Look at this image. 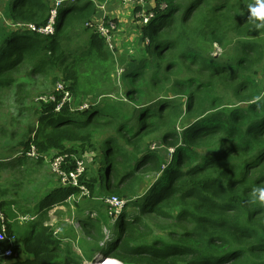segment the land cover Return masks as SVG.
Listing matches in <instances>:
<instances>
[{"label": "trees", "instance_id": "1", "mask_svg": "<svg viewBox=\"0 0 264 264\" xmlns=\"http://www.w3.org/2000/svg\"><path fill=\"white\" fill-rule=\"evenodd\" d=\"M97 2L0 0V174L11 175L0 183V252L11 249L9 264H82L74 242L43 225L47 210L79 189L24 181L45 163L27 154L34 146L45 155L92 151L94 170L86 166L81 178L89 196L126 201L108 222L78 214L94 263L264 264V28L254 27L248 8L257 0H144L132 6L140 37L130 52L110 50L90 27ZM140 7L153 13L146 24ZM54 9L53 32H39ZM117 52L126 101L111 90ZM22 69L51 77L36 98L18 82ZM58 83L70 100L56 110ZM12 90L30 104L7 114ZM71 100L90 105L75 109ZM23 111L31 119L21 124ZM25 182L40 187L33 203L19 193ZM19 214L31 215L21 235ZM152 218L172 221L165 237L154 236ZM174 221L185 228L173 229Z\"/></svg>", "mask_w": 264, "mask_h": 264}, {"label": "rangeland", "instance_id": "2", "mask_svg": "<svg viewBox=\"0 0 264 264\" xmlns=\"http://www.w3.org/2000/svg\"><path fill=\"white\" fill-rule=\"evenodd\" d=\"M97 1H100V0H97ZM150 5L153 6L152 2L150 3ZM139 11L143 14H146L145 9L141 7ZM139 18L140 17H138V19ZM109 19L112 21L111 18ZM114 23H112L111 28L115 32L118 30V24L114 25ZM124 31H126L125 28H124ZM263 39H264V35H263ZM115 40L116 38L114 35V40L112 41L114 48L116 47ZM217 52L218 53L221 52V49L220 48L217 49ZM120 55L121 54L118 55V52H117V60H116L117 62L114 64L113 70H111L110 72L111 73L110 78L114 84L111 90L113 92V95L121 96L123 101L124 100L126 101L127 99L125 98L124 93H123V85L125 83L122 82V79H120V76H119L120 74L118 72L119 68H121V64L119 63V60H118V56ZM26 71L27 69H22L21 71L22 73L20 72L21 76L18 78V82L20 83L21 80H25L26 88L28 90H32L36 98V93L40 92V89L42 88L43 85L50 82L51 77L27 75L25 74ZM51 87H52V83H51ZM14 91L15 90H12V95H7L4 98V103H5L4 108L7 114H10V113L16 114L20 110L21 105L24 107H28L30 104L28 100H26L23 104L18 101L16 102V99L14 98V95H13ZM50 91H51L50 87L46 89H42L41 94L39 96L41 97L45 95H50ZM70 105H72V107L75 108L78 105V103H75V101L73 102V100H71ZM18 118L21 124L25 123L26 121L29 122L31 119L29 116V112L27 111H23L22 115ZM151 145H152L151 148H155L158 151H168V154H170L169 152L170 147L167 148L165 145H163L160 142H154ZM36 153L38 155H45V154L38 153L37 150H36ZM54 153H62V152L51 150L47 153V155L52 156ZM86 166L88 167L87 168L88 170L93 171L95 167V162H93L92 164L90 161L88 162ZM9 178H11V175L5 171H2L0 174V183H7V180H9ZM32 178L37 179L36 183L41 187V189H42V186L44 188L52 186L54 184V181L56 180V176L49 171V166L47 162L46 164L44 163L42 166H40V168L37 169L34 173H29L28 178H26L24 181H26L27 179L31 180ZM33 187L35 189H33ZM40 187H39V190H37L34 184L26 183L25 186L19 189V193H22L23 196L27 194L28 195L27 198H30V201H32L33 203V201L36 200L35 193H37V197L39 196ZM106 198L107 197L97 198L94 196L93 197L82 196L78 193L73 198L67 200L66 202L62 204H58L48 209L44 217V220H43V225L48 226L50 229L53 230L54 233L56 231L55 234H57L58 236L60 235L63 236L64 237L62 239L63 242H70V243L74 242L73 243L75 244L74 249L77 254L79 253L82 262L85 259L90 260L85 256V253H84V250L88 249V246L86 245L84 241L86 229L81 228L80 225H78L77 216L79 213H83V215L86 218H93V217H98L99 213H102L103 216H105V218L108 219L107 222L110 220H114V218L117 216V214L122 208L116 209L114 206H112L110 209L109 203L108 205L106 204ZM124 206L125 204L123 205V207ZM128 211L136 212V207L131 205L128 207ZM30 216L28 214H25V215L19 214L18 217L15 219L17 221V225H16L17 234L21 235L27 231L28 226H29V219H31ZM171 222L172 221L170 220H160L157 218H152L151 224L154 229L153 231L154 236L155 237H165L167 235L169 228L172 226ZM173 225H175L173 226V229H176V230H183L185 228V225L178 221H174ZM101 229H102V233L104 237L102 241L100 242V245L105 247L103 250L106 251L108 250V246H109V244L106 246V236L108 234V228L107 226H102ZM66 233H68L69 235H66ZM82 257H84L85 259H82ZM19 259H23V257Z\"/></svg>", "mask_w": 264, "mask_h": 264}, {"label": "built area", "instance_id": "3", "mask_svg": "<svg viewBox=\"0 0 264 264\" xmlns=\"http://www.w3.org/2000/svg\"><path fill=\"white\" fill-rule=\"evenodd\" d=\"M113 1H121L124 4H127L129 6H136V5H143L144 0H100L98 1L97 7L101 11V16L98 19H94V21L91 22L90 27L94 29L100 36H102L105 40L106 45L109 47L110 50H114V46L112 44V41L114 40L115 32L112 30V23L107 15V4L111 3ZM56 5L59 4L60 0H55ZM153 16V13L150 12L148 14H140V17L142 19V23L146 24L151 17ZM56 19V10H52L50 20L48 24L44 28L37 29L41 33L50 34L53 32V25ZM112 19V18H111ZM115 25V23H114ZM31 28L34 29V27L31 26ZM115 28V27H114ZM122 69H119V74L121 73ZM57 91H63V98L59 105L56 107V110L60 109V106L63 102L70 100V96L68 94V91H65V88L61 83H58L56 86ZM41 100H46V97H40ZM49 99H53V97H49ZM90 104L88 102H82L78 104L75 109L84 110L88 108ZM170 151L173 149L170 148ZM29 156L37 157L39 156L36 153V149L34 146L30 148V152L27 153ZM93 159V152L92 151H85L84 153H80L78 155H69L67 153H54L52 156H48L47 154L44 155V162L48 163L49 171L56 176V179L62 186H72L77 187L79 189V194L82 196H89L88 189L81 183V178L84 176L85 168L88 162L92 161ZM71 163L72 165L70 167H67ZM74 195L69 197V199L73 198ZM68 199V200H69ZM110 205V209L112 206L117 208H123V205L126 203L125 200L119 199L116 196H108L106 198V204ZM0 223L2 226V230L5 229L4 223H5V216L3 212L0 210ZM56 233V231H55ZM110 232H108L106 236V242L107 239L110 237ZM13 253L11 249H7L3 252H0V259H2L4 263H11L13 260ZM106 262L99 263V264H105ZM82 264H97L94 263L92 260L85 259Z\"/></svg>", "mask_w": 264, "mask_h": 264}, {"label": "crops", "instance_id": "4", "mask_svg": "<svg viewBox=\"0 0 264 264\" xmlns=\"http://www.w3.org/2000/svg\"><path fill=\"white\" fill-rule=\"evenodd\" d=\"M138 14V11L135 14L133 13V7L121 1H113L107 4L108 17L116 19L119 25L118 30L115 31V44L118 52H130L134 44L139 42L140 33L138 28H136V22L134 23L133 17V15ZM100 16L101 11H99ZM124 28L126 31H124Z\"/></svg>", "mask_w": 264, "mask_h": 264}, {"label": "clouds", "instance_id": "5", "mask_svg": "<svg viewBox=\"0 0 264 264\" xmlns=\"http://www.w3.org/2000/svg\"><path fill=\"white\" fill-rule=\"evenodd\" d=\"M258 6L249 5V13L255 21H258L254 24L256 29L264 28V0H257ZM259 199L264 203V190H259Z\"/></svg>", "mask_w": 264, "mask_h": 264}, {"label": "bare ground", "instance_id": "6", "mask_svg": "<svg viewBox=\"0 0 264 264\" xmlns=\"http://www.w3.org/2000/svg\"><path fill=\"white\" fill-rule=\"evenodd\" d=\"M29 152H30V151H29ZM29 152H28V153H29Z\"/></svg>", "mask_w": 264, "mask_h": 264}]
</instances>
